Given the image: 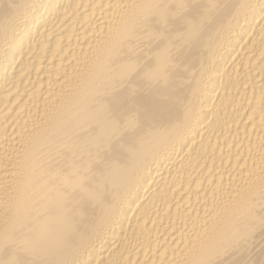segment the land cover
Here are the masks:
<instances>
[{
    "label": "bare ground",
    "instance_id": "1",
    "mask_svg": "<svg viewBox=\"0 0 264 264\" xmlns=\"http://www.w3.org/2000/svg\"><path fill=\"white\" fill-rule=\"evenodd\" d=\"M0 264H264V0H0Z\"/></svg>",
    "mask_w": 264,
    "mask_h": 264
}]
</instances>
